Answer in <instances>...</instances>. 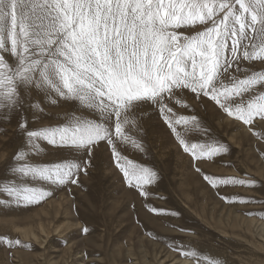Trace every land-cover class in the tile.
<instances>
[{
	"label": "snow or ice",
	"instance_id": "1",
	"mask_svg": "<svg viewBox=\"0 0 264 264\" xmlns=\"http://www.w3.org/2000/svg\"><path fill=\"white\" fill-rule=\"evenodd\" d=\"M252 61L264 62V0H0V118L17 117L24 138L6 162L0 203L26 206L80 186L101 148L122 183L148 197L157 174L126 153H146L145 124L154 117L193 161L227 152L218 141L191 140L207 129L195 115L176 114L173 103L188 107L185 90L258 136L251 126L264 122V71L245 66ZM26 106L40 114L38 128L28 127ZM203 178L213 188L254 187ZM173 250L193 264H220Z\"/></svg>",
	"mask_w": 264,
	"mask_h": 264
},
{
	"label": "rangeland",
	"instance_id": "2",
	"mask_svg": "<svg viewBox=\"0 0 264 264\" xmlns=\"http://www.w3.org/2000/svg\"><path fill=\"white\" fill-rule=\"evenodd\" d=\"M245 66L264 71L261 61ZM185 93L188 107L173 103L176 114L195 115L207 129V134L194 131L191 140L218 141L227 152L193 161L154 117L145 124L146 153H126L156 172L157 179L146 186L148 197L122 183L101 148L88 175H80V186L54 188L49 197L26 206L0 203V264H193L173 250L177 247L198 250L220 264H264V122L257 119L251 126L259 134L254 136L214 102ZM22 115L30 129L40 126L38 112L26 106ZM23 139L17 117L0 118V181L8 179L6 162ZM57 155L48 153L47 159ZM205 174L245 179L254 187L213 188ZM15 240L20 246L9 245Z\"/></svg>",
	"mask_w": 264,
	"mask_h": 264
}]
</instances>
